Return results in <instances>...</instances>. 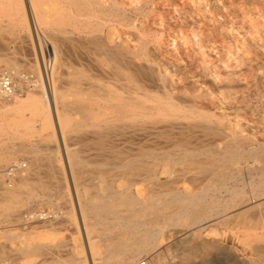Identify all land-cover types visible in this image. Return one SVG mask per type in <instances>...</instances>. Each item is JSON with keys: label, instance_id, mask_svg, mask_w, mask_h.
Here are the masks:
<instances>
[{"label": "rangeland", "instance_id": "obj_1", "mask_svg": "<svg viewBox=\"0 0 264 264\" xmlns=\"http://www.w3.org/2000/svg\"><path fill=\"white\" fill-rule=\"evenodd\" d=\"M91 1L88 6L85 0H0V76L17 72L13 75L24 90L15 102L0 101V263L91 264L80 206L87 208L83 215L99 257L96 264L104 263L106 249L120 246L122 235L110 243L103 240L110 233L95 223L99 214L88 210L92 196L129 188L135 199L161 202L174 194L208 192L203 197L208 205L222 208L232 198L230 188L244 190L248 206L239 208L238 198L221 222L206 220L199 230L180 227L183 243L159 251L161 264H264V151L258 159L246 155L233 166L214 169L188 162L169 169L158 158L181 153L180 143L186 152L211 142L218 147L231 140L238 146L245 140L248 148L264 144V0ZM41 13L49 22L41 20ZM123 47L139 56L126 53L129 61L153 70L159 78L154 86L105 51L117 50L123 58ZM54 82L59 87L52 94ZM109 91L123 97L137 91L146 107L157 106L154 93L169 91V100L185 111L163 121H136L133 131L111 137L116 148L110 152L93 143L98 126L92 124H102V118L91 117V112L111 111ZM29 96L36 101L17 103ZM188 107L199 108L207 118L190 116ZM56 111L69 120L63 134L58 127H45L46 118L57 125ZM203 125L215 131H203ZM182 135L187 139L180 142ZM65 149L77 154V165L68 166ZM137 154L149 164H140L132 180L118 165ZM13 159L23 162L24 170L11 179L5 169ZM15 183L20 184L18 196L5 198L3 191ZM143 222L140 217L134 221L138 232ZM150 224L155 233L169 230L163 219ZM130 232L124 235L127 243ZM210 242L214 246L205 255L181 258L193 243ZM156 254L149 253V264ZM121 257L126 264L146 255Z\"/></svg>", "mask_w": 264, "mask_h": 264}, {"label": "bare ground", "instance_id": "obj_2", "mask_svg": "<svg viewBox=\"0 0 264 264\" xmlns=\"http://www.w3.org/2000/svg\"><path fill=\"white\" fill-rule=\"evenodd\" d=\"M28 1L30 2V4L33 3V0H28ZM85 2L88 6H91L92 4H94V2H92L91 0H85ZM76 17L78 19L79 16L77 15ZM40 18L45 23L49 22V18L46 16V14L41 13ZM121 50L125 51V53H123L125 57L123 58H121L120 56L122 52L119 53L117 50L105 49V51H107L108 54L114 53V55L117 56V59L120 60L122 65L125 67V69L127 70L129 68L131 71L134 72V75L136 74L144 75L145 79L149 83H151V85L155 84V82L158 81L159 78L156 75H154L155 73L150 67L146 68L139 63H135V60L129 61V59H127L126 53L130 54L131 57H136L138 56L136 51L128 50L124 47L121 48ZM55 57H56V48L54 47L53 48V58L55 59ZM15 73L17 74V72L13 71V74ZM77 78L78 77L76 76L75 79ZM18 83H20V80L18 81ZM55 86L59 87V85H56V83L54 82L52 86V94H53V89L55 88ZM150 91L152 92V90ZM119 93L118 91L117 92L109 91L106 94L108 96L106 102L108 103V108L111 109L110 112L108 113L98 112L96 114L91 112L92 118H96V117L102 118V120H100L102 121V124H94V123L92 124L93 126H98L97 129H93L92 131L94 134H96L93 136L92 141L94 144L96 143L100 149L105 147L110 152L114 151L116 148L115 143L110 141L111 137L115 134L120 135L124 131L125 132L127 130L129 131V129L133 131L134 130L133 125L136 121H139L142 119H149L152 122L163 121L165 118L175 115L174 114L175 111L178 112L182 110L176 104L172 103L169 100L171 98V93L169 91H162V92L159 91V93H156V94L154 93L155 97L157 98L158 104L159 105L161 104L162 107L158 106V104H156L157 106H152V107L143 106L142 105L143 98L141 97V94H139L137 91L131 93L130 94L131 96L128 95L126 97L121 96L120 95L121 93L120 94ZM44 95L47 101L46 91L44 92ZM15 99H13V102L16 101ZM36 99L37 98H35V96H29L27 98L19 99L17 103L24 104V103H27L28 101L34 102L36 101ZM47 103L48 102L45 103L46 109L49 108V103L48 104ZM80 104L79 106L76 105L77 106L76 109L78 111L82 109ZM182 111H185V110H182ZM199 111H200L199 108L186 109V113L189 114L190 116L192 115L194 116L195 114L199 118L201 117L207 118L206 114L204 113L201 114V112ZM55 114H56L57 125L55 126V123L53 122V120L51 121L50 118H46L45 127H50L52 131L53 129L55 130L58 127L60 134L61 133L63 134L64 124L68 125L69 120L63 119L57 111ZM202 128H203V131H210V132L215 131L213 127H210L207 125L206 126L203 125ZM162 132L164 133V131ZM186 139H187L186 135H182L179 137L180 142L181 141L183 142ZM178 147L183 149L181 153L172 154V153L167 152L166 154L162 156L159 155L160 157H158L159 160L169 165L170 167L169 169H171L172 166H175L178 163H184V162H188L189 164H197L203 168L208 167L211 169H214L213 167H216L219 165L230 167V166L235 165L240 158H244L246 155L250 156L253 159H258L259 153L264 151V144H260L256 147L248 148L245 140L242 141L241 146H238V142H235L233 140L227 142L223 147H218L216 144L211 142L207 144H202L201 146H198L197 148H191L190 152L189 151L186 152L187 148H186V145H184L183 143L178 144ZM197 150H199L200 153H196ZM201 154L203 155L201 156ZM65 155H66V159L68 162V166L70 165L71 167L79 163L78 156L76 153H72L70 150L65 149ZM106 159L107 158H105V160ZM146 162L148 161L140 159L139 154H137L134 158H130L126 160L124 165L119 164L118 167L124 166L126 168V172L129 173L131 179L133 180V176L136 175L135 169H137V167L140 166V164L142 163L145 164ZM107 164H108V161H107ZM5 170H8L7 171L8 176L11 177L12 179V177H14L16 173H19L22 170H24L23 162H19L13 159V161H10L9 166ZM213 174L215 173L212 172V175ZM9 187L10 186H8V188ZM11 187L13 188L10 190L6 189V191H3L5 194V198L6 196H8L9 198L10 197L15 198L18 196L20 184L15 183V185L14 186L11 185ZM262 187H264V185H262ZM227 191L231 193L232 198L226 200L222 208H215L213 206L210 207L208 205L209 201H207L206 199H203V197L208 195V192L190 194L184 197L178 196V194L177 196H175L174 194L172 197L167 198L161 202H158L157 199L150 200V201H143L144 199L142 201L135 199L133 195L131 194L129 188L124 192L115 193L113 194V196L108 195V194L106 196H92L91 200L89 201L90 207L88 208V210L91 213L99 214V216L95 218L96 219L95 223L97 222L100 224H104L105 228H103V231L104 232L109 231L110 234H111L112 229L119 228L118 231L114 232L112 236H110V234H107V233L103 235V240L107 243H110L113 238H116V235H122L120 246H115V247L106 249L108 254L103 258L105 262L102 264H121L124 259L121 256H124V257L127 256V258L129 256H131L132 258H137L141 254L146 255L145 258L148 260V264H149L150 262L149 253L151 251H157V254L153 260V263L161 264L162 259L159 256V253H160L159 251L161 252L168 251L176 247L178 244L183 243L185 238L179 235L182 232L180 230V227H184L185 229L196 227L197 230H199L203 228L204 224H206L205 222L206 220L211 221V222L212 221L221 222L224 219V215H226V211L232 206L231 204L236 202L238 198L240 199V202L238 203V205H241L239 208L242 209L248 206L249 202L245 199L244 190L235 189L231 191L230 188H227ZM118 207H121V208H118ZM86 209L87 208H85L84 206H80V211H79L81 228L83 229V235H84V242H85V245L87 246L86 258L90 260L91 264H96V260L99 259V257H96L95 249L94 247H91L92 242L90 241L89 237L87 238V235H88L87 219L88 217L83 215ZM122 212L126 214L122 216L121 215L118 216V214ZM37 216L38 218H43V215H37ZM33 217L34 215L29 216L30 219L31 218L33 219ZM111 217L113 219H118V221L120 220L121 222L112 221L110 220ZM138 217L143 218L144 220L143 226L141 227L143 231L141 232H138V230L135 229L136 224L134 223V221H136ZM159 219H163L167 223V226L169 227L168 228L169 230L164 234L155 233L154 231L151 230L154 226L150 224V222L152 223V221H156ZM128 230H131L130 233L131 235H133V237L130 240V243H127L126 239L124 238V235L128 232ZM196 237L197 236H195L194 234L193 241L196 239ZM213 246H214V242L204 243L203 245H197L196 243H193V246L190 245L189 249H187V253L186 254L183 253L181 258L187 261L190 259H194L197 256L205 255L207 251L209 250V248ZM129 260H130L129 262H131V260L133 259L129 258ZM0 264H6V263H0ZM51 264H58V263H51Z\"/></svg>", "mask_w": 264, "mask_h": 264}, {"label": "built area", "instance_id": "obj_3", "mask_svg": "<svg viewBox=\"0 0 264 264\" xmlns=\"http://www.w3.org/2000/svg\"><path fill=\"white\" fill-rule=\"evenodd\" d=\"M16 77L9 72H4L0 76V101L11 100L23 93V88L18 84ZM126 264H148L146 258H139Z\"/></svg>", "mask_w": 264, "mask_h": 264}]
</instances>
